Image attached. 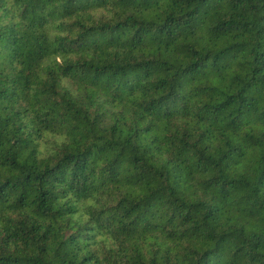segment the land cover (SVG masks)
I'll list each match as a JSON object with an SVG mask.
<instances>
[{
  "label": "trees",
  "instance_id": "obj_1",
  "mask_svg": "<svg viewBox=\"0 0 264 264\" xmlns=\"http://www.w3.org/2000/svg\"><path fill=\"white\" fill-rule=\"evenodd\" d=\"M0 264H264V0H0Z\"/></svg>",
  "mask_w": 264,
  "mask_h": 264
}]
</instances>
